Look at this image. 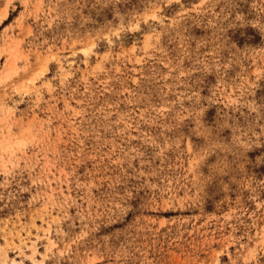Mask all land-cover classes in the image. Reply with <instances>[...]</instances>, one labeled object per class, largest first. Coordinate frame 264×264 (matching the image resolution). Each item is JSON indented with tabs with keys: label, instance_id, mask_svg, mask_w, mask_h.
<instances>
[{
	"label": "rangeland",
	"instance_id": "obj_1",
	"mask_svg": "<svg viewBox=\"0 0 264 264\" xmlns=\"http://www.w3.org/2000/svg\"><path fill=\"white\" fill-rule=\"evenodd\" d=\"M0 264H264V0H0Z\"/></svg>",
	"mask_w": 264,
	"mask_h": 264
}]
</instances>
